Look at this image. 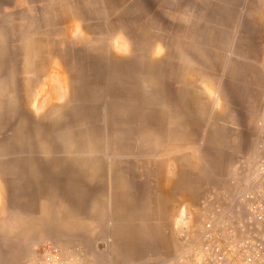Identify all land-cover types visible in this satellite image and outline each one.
<instances>
[{"label": "crops", "instance_id": "0c3cea01", "mask_svg": "<svg viewBox=\"0 0 264 264\" xmlns=\"http://www.w3.org/2000/svg\"><path fill=\"white\" fill-rule=\"evenodd\" d=\"M112 1L0 0V47H7V53L0 55V61L8 62L7 76L17 78L21 75L16 74L17 68L22 71V65L19 64L21 62L24 63L23 70L32 73L34 63L47 60L42 57V46L91 45L97 39H106L110 34V25L120 11L114 7ZM127 4V0H122L119 5L122 7L120 12ZM212 4L217 9L216 20L188 22L187 18L190 16L185 14L183 16L186 21L179 28L178 34L176 14L173 15L171 11V24L168 27L166 43L160 41L159 24L153 25L149 51L137 57V60L145 61L148 65L146 68L136 70V77L153 79L150 107L152 116L159 117L157 111L167 110L171 119L169 125L178 128V134L183 135V140L191 138L190 118L195 115L202 120L200 124L206 127L202 135L204 142L207 147L215 150L216 155L213 159L211 156L210 160L205 158L210 181L202 182L201 189L205 191L209 186L211 189L223 187V184L230 180L235 181L236 192L237 186L248 182L250 171L262 149L259 122L264 95V0H243L239 4L235 0H215ZM224 10L230 13L226 21ZM168 16L170 18V10ZM161 50L165 52L161 53ZM70 58L68 60L72 62L79 60L72 56ZM61 59L65 60L63 57ZM164 66L165 69L160 70V67ZM161 78H167L169 83L166 91L162 90V95L168 94L162 102L161 89L155 81ZM177 115L178 121L175 120ZM50 126L48 130L42 132L64 135L61 129L58 130L56 119ZM28 133L25 128L17 130L14 128L9 135L14 136L16 141V137L20 139ZM152 133L153 138L159 137V131ZM63 140L56 136V141ZM47 150L30 151L21 147L18 151L9 150L10 188L12 189L14 184L17 187H14V190L20 193L24 185L22 195L25 203L28 198L32 200L31 210L24 208L22 212L31 213L30 218L24 220L35 226L34 230L37 231L32 236L40 239L39 243H42L41 239L47 238L96 239L93 244L90 242L86 250L90 264H93L91 255H97L99 252L113 253L122 243L121 239H125L123 242L127 247L125 252L122 251L125 253L123 258L125 261L122 264H161L177 251L176 237L175 239L172 236L168 237L161 231L159 225V205L165 198L161 191L166 190L169 195L174 194L173 197L168 196L170 202H166L174 206L172 210L174 230L179 212L176 207L186 201H182L178 194L175 195L176 187L172 186L170 181L161 187L162 185L155 180V168L150 171L148 161H141L137 165L134 180L127 177V174L126 181L118 183L111 180L100 183L107 192L103 212L98 213L90 199L92 196L90 190L95 188L96 183L93 176L95 167L89 160L90 153L82 152L83 161L79 160L80 150H71L66 155L70 171L81 179L85 186L80 193L71 194L82 200L64 202L58 198L59 195L55 193L53 186L48 188V184L57 182L54 168L61 165L59 158H63L60 153L62 151L51 154ZM27 158L39 161L35 167L29 168V163L32 165L34 160L30 162L23 160ZM50 158L53 160H48ZM86 158L87 160H84ZM48 168L51 169V174H48ZM29 169H36L39 174ZM181 169L183 167L179 168L174 181L180 183L183 179L184 188L186 184L189 187L191 173H187L186 183V178H181L182 175H186V167L184 171H180ZM225 174L229 175L226 179ZM28 182L29 190L25 186ZM132 190H141L142 193L146 191V194L149 193L146 197L150 196L153 200L145 205L147 208L144 210L148 216L144 217L143 208L141 209L142 223H139L135 215L138 210L131 211L138 206L132 208L133 203L129 205L127 202L131 196L127 191ZM72 245L75 251L80 252L82 249L79 244ZM165 254L171 255L164 256Z\"/></svg>", "mask_w": 264, "mask_h": 264}, {"label": "rangeland", "instance_id": "374dc122", "mask_svg": "<svg viewBox=\"0 0 264 264\" xmlns=\"http://www.w3.org/2000/svg\"><path fill=\"white\" fill-rule=\"evenodd\" d=\"M127 1V7L122 12H120L122 7L119 6L122 0L112 1L114 7L120 11L109 27L110 34L106 39H97L91 45L42 46V57L47 60L34 63L32 73L23 70L24 63H19L22 65V71L20 68L16 69V74H21L17 75V78L8 77V62L0 61V264H35L37 259L50 248H58L62 256L73 258L78 264H90L86 250L90 242L93 244L96 240L86 237L47 238L41 239L42 243H39L40 239L32 236L37 230H34L33 223L24 220L30 218L31 213L22 212L24 208L31 210L32 200L28 198L25 203L22 195L24 185H22L23 190H20L21 195L14 190L17 188L14 184L12 189L10 188L11 173L8 163L10 149L17 151L20 147L30 151L48 149L51 154L62 151L60 153L63 158H59L61 165L54 168L57 182L48 184V188L53 186L55 193L59 195L58 198L64 202L82 200L77 195L71 194L80 193L85 186L81 179L70 171V166L67 165L68 158L65 157L71 150H80L79 160L83 161L82 152H89L91 156L89 160L95 167L93 176L96 178L95 188L90 190L92 194L90 199L98 213L103 212L105 192H107L100 183L111 180L118 183L126 181L127 174V177H132L134 180L137 165L141 161L149 162L150 171L155 168V180L162 185L161 187L166 186L169 181L172 186L175 185V195L178 194L182 201H186L178 205L177 210L181 206L190 207L196 217L200 212V201L209 197L221 201V197L228 198L226 195L235 188V181L229 180L223 184V187L211 189L209 186L205 191L201 189L202 182L210 181L205 158L210 160L211 156L213 159L216 155L215 150L207 147L204 142L202 135L206 127L200 124L202 120L195 115L190 118L191 138L183 140V135L178 134V128L169 125L171 119L167 110H156L159 117L152 116L150 107L153 79L136 77V70L146 68L148 65L145 61L137 60V57L149 51L153 25L159 24L160 41L166 43L168 27L171 24V11L173 15L176 14L178 34L179 28L186 21L183 16L185 14L190 16L187 18L188 22L216 20L217 9L212 4L215 0ZM235 2L239 4L243 0H235ZM229 16L230 13L224 10L225 21ZM194 17L197 18L193 19ZM6 49V46H1L0 55L6 54ZM164 52L161 50V53ZM71 56L79 60L69 61ZM163 69L165 66L160 67V70ZM155 81L156 85L160 86V102H162V99L168 95H162V90L166 91L169 86L168 79L161 78ZM178 118L179 115L175 120L178 121ZM55 119L58 130L61 129L64 135L43 133L42 131L51 127L50 124ZM25 124L28 126L24 127ZM14 128L16 130L25 128L29 133L25 137L21 136L20 139L16 137L14 141V136L9 135ZM152 131L154 133L159 131V137L153 138ZM56 136L64 140L56 141ZM23 160L27 162L34 160L32 161L34 166L29 163V168L35 167L39 161L35 158ZM181 167L183 169L180 171H184L186 167V175L181 176L186 178V183L187 173H191V187H187L186 184L184 188L183 179L180 183L174 181V176L176 175L177 178V172ZM30 171L38 173L36 169ZM48 174H51L50 168ZM151 174L152 172L149 173ZM227 177L229 175L225 174V179ZM151 180L150 178L149 181ZM25 186L29 190L30 182ZM43 187L45 188L46 184ZM127 192L131 194L127 200L129 205L133 203L132 208L138 206L131 211L138 210L135 215L139 223H142L143 215L148 216L144 210L147 208L145 205L153 200L150 196L146 197L149 194H146V191ZM162 193L165 194V198L159 205V225L163 233L174 239L176 237L177 242V232L173 228L174 216H172L174 206L166 203L170 202L168 196L173 197L174 194L169 195L166 190L161 191ZM224 193L225 195L221 196ZM142 208L145 213L143 215ZM124 240L121 239L122 243L113 253L99 252L97 255H91L93 264L124 263V252L127 248ZM166 240L169 241L168 238ZM73 243L79 244L82 248L80 252L73 249Z\"/></svg>", "mask_w": 264, "mask_h": 264}, {"label": "built area", "instance_id": "2783aa9c", "mask_svg": "<svg viewBox=\"0 0 264 264\" xmlns=\"http://www.w3.org/2000/svg\"><path fill=\"white\" fill-rule=\"evenodd\" d=\"M259 125L261 155L248 182L221 201H200L197 217L181 206L175 220L177 251L161 264H264V95ZM35 264L78 263L50 248Z\"/></svg>", "mask_w": 264, "mask_h": 264}]
</instances>
